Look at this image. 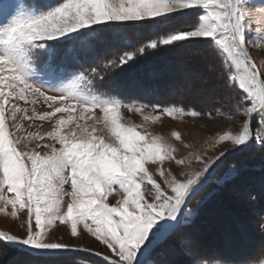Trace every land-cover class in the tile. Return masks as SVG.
<instances>
[{"label": "snow or ice", "instance_id": "6c2138e0", "mask_svg": "<svg viewBox=\"0 0 264 264\" xmlns=\"http://www.w3.org/2000/svg\"><path fill=\"white\" fill-rule=\"evenodd\" d=\"M101 43L113 45L111 58L98 55ZM205 46L220 60L216 80L235 90L207 115L227 112L235 131L218 130L198 148L179 131L166 139L121 122L122 108L153 123L203 115L177 106L182 101H124L102 85L149 53L182 51L188 63L211 69ZM252 48H264V0H0V214L25 233L0 229V256L17 253L5 264L62 257L71 264L78 254L96 258L83 264H170L163 251L170 242L199 257L186 231L196 215L191 205L227 158L264 150V64ZM174 71L165 61L145 80ZM132 87L144 97L157 91L141 80ZM58 226L104 250L62 242L52 232Z\"/></svg>", "mask_w": 264, "mask_h": 264}, {"label": "rangeland", "instance_id": "374dc122", "mask_svg": "<svg viewBox=\"0 0 264 264\" xmlns=\"http://www.w3.org/2000/svg\"><path fill=\"white\" fill-rule=\"evenodd\" d=\"M52 2L56 3L58 0H52ZM187 19L192 20L194 17ZM112 47L110 43H101L98 45L97 53L100 56L111 58L110 49ZM205 51L210 56L211 69L206 70L188 63L182 51L168 54L165 58L149 53L137 63L110 73L102 85L105 90L114 93L124 101L138 99L143 103L159 104L164 107L170 106L173 102L182 101L177 106L201 112L203 115L185 116L183 119H172L164 115L159 121L153 123L146 122L139 113L122 108L121 122L126 125L140 126L137 127L138 131H148L155 135H162L166 139L171 137L173 131H179L185 141L198 148L207 147L205 142L218 130L235 131L234 122L226 118L227 112L224 116L215 113L211 117L207 115L213 105L217 107L223 105L228 96L235 94V90L224 88L216 80L215 71L219 69V57L215 56L206 46ZM251 54L258 63L264 64V48H252ZM165 61L175 67L174 72L167 74L161 80H145L146 72L150 67H159ZM85 66L87 67V63ZM136 80L144 81L149 86L155 85L156 94L148 97L142 96L138 89L132 87L133 81ZM192 81H195V84L190 87ZM38 108L47 110L46 105L38 106ZM223 110L221 107V111ZM145 114L157 115L159 113L146 109ZM88 115L85 114L86 119ZM96 115L101 116L102 114L97 111ZM87 122L91 124L92 121ZM43 128L44 130L49 128L47 122H44ZM213 154H215L213 150L208 151V155ZM233 165L238 168L236 174L230 172ZM117 199V195L113 193L108 197V203L115 205ZM191 208L196 215L186 231L195 241V246L201 255L199 257L187 255L178 244L170 242L163 249L165 258L170 261V264H190V261L198 258L215 260L220 257L232 261L233 264H261L264 261V227H262L264 225V219H262L264 217V150L255 148L239 156L227 158L216 179L197 198V201L193 202ZM0 229L11 231L12 234L21 237L25 235L24 231L17 227L16 221L4 217L3 214H0ZM52 232L62 236V242L104 250L93 238L81 241L70 237L64 231V226L53 228ZM186 247L189 252L192 251L191 246ZM16 255L14 249H9L6 256H0V264H5L6 260ZM70 259L71 264H83L89 259L95 260L96 258L78 254ZM68 260L67 257L57 258L55 264H68Z\"/></svg>", "mask_w": 264, "mask_h": 264}, {"label": "bare ground", "instance_id": "6f19581e", "mask_svg": "<svg viewBox=\"0 0 264 264\" xmlns=\"http://www.w3.org/2000/svg\"><path fill=\"white\" fill-rule=\"evenodd\" d=\"M260 201H261V200H260ZM252 205H253V204H252ZM237 208H239V207H237ZM256 208H258V207H256ZM235 210H236V209H235ZM252 211H253V210H252ZM214 222H215V221H214ZM210 223H211V222H210ZM211 225H212V224H211ZM210 227H211V226H210ZM215 229H216V228H215ZM212 231H213V230H212ZM214 231H215V230H214ZM227 235H228V234H227ZM227 235H226V236H227Z\"/></svg>", "mask_w": 264, "mask_h": 264}]
</instances>
